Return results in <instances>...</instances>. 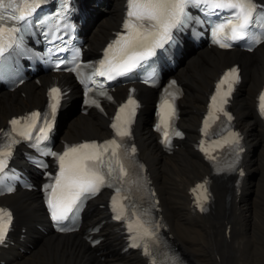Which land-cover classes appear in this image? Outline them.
Listing matches in <instances>:
<instances>
[{
  "label": "bare ground",
  "instance_id": "6f19581e",
  "mask_svg": "<svg viewBox=\"0 0 264 264\" xmlns=\"http://www.w3.org/2000/svg\"><path fill=\"white\" fill-rule=\"evenodd\" d=\"M123 3L124 0H102L96 7L84 27V37L92 45L100 46L117 26ZM234 62L241 64L244 74L234 111L240 128L248 137L250 148L245 164L254 175L247 179L241 193L234 194L227 202L226 181L217 185V208L214 215L204 218L194 212L189 191L197 178L209 172V167L199 156L194 143L208 94L221 70ZM179 66L176 73L185 89L180 119L187 134L183 147L173 156L163 153L155 136L145 126L146 116L136 133L158 186L171 230L197 264H264V128L255 111L256 95L264 80V45L252 54L237 49L225 53L204 46L188 48ZM50 79L51 75H46L41 84L26 82L23 87L25 97L20 89L13 93L1 91L0 126L6 124L13 114L42 104ZM75 89L68 100V110L60 116L58 136L61 134L60 138L77 141L84 137L108 135L107 117L95 110H90L87 115L74 114L79 106L78 100L75 101ZM148 95L152 99L154 92L148 91ZM251 194L255 195L254 205L249 202ZM9 200L16 210L18 225L27 230L25 233L18 231L17 246L4 255L6 264H146L137 253H120L124 235L113 225H105L102 229L104 242L92 249L79 233L65 236L45 234L34 227L35 224L45 225L38 192H17ZM105 200L104 195L96 200L98 205L89 217L90 224L106 218V208L101 206ZM229 225L231 234L227 237ZM30 243L32 250L28 246ZM22 249H30V253L22 252Z\"/></svg>",
  "mask_w": 264,
  "mask_h": 264
},
{
  "label": "snow or ice",
  "instance_id": "6c2138e0",
  "mask_svg": "<svg viewBox=\"0 0 264 264\" xmlns=\"http://www.w3.org/2000/svg\"><path fill=\"white\" fill-rule=\"evenodd\" d=\"M195 2V3H205L208 4L211 7L215 8H223V9H229L234 10L233 12V19L236 20V24L233 25L232 20L230 19L228 21V25L231 28V36L229 37L231 40H239L244 38L245 36V29L249 23V19L251 16V3L250 0L248 2H245V0H129V7L130 10L128 11L127 15L129 17V20L124 24V28L128 31V35L126 36H120L114 44H121L123 42V47L121 51L125 54H127L129 51L131 52L130 55L127 56V59L123 61V65L120 67V69L117 71V74H123V72L129 71L132 67L135 66V63L139 59H143L148 55H151V48H146L143 52H137L135 51V48L140 45L143 41H146L148 39V36L153 35L152 32L148 31V29L152 28H159V38L154 43H159L160 40H163L167 33L169 32L170 28L175 26L177 23H179L181 16L184 14V7L186 3ZM3 0H0V6H2ZM9 6L14 7V4L12 0H9ZM25 18L24 14L21 13L20 15H11L9 17H5L2 12H0V38L3 37V34L5 32V29L2 27L3 24L7 22V20H23ZM135 18L136 25L138 27H135V33H132L133 30V23L132 19ZM145 23H147V28H145ZM225 25L221 24L218 26L217 31H223ZM141 29H144V32L141 31ZM8 34H11L15 32V28H8L7 30ZM147 33V34H145ZM219 43V41H217ZM222 47H230V44L223 43L221 44ZM109 48H112V45L109 46ZM0 50H2V47H0ZM103 66V65H102ZM99 75L103 76L106 75L105 72L101 71L99 72ZM108 79H112V75H108ZM238 79V73L237 69L233 68L229 72L224 74V77L220 80L219 84L217 85V95H220V89L223 85L226 83L228 84V91L224 93V97L230 94L232 84L231 81H235ZM172 84H175V81L172 82ZM53 94L59 93V89L53 88L51 90ZM55 98V97H54ZM261 99V110L264 111V95L260 97ZM217 100V96L212 97V101L215 104ZM92 103H95V101H91ZM226 99L222 100V103H226ZM133 103V101L130 99L129 104ZM165 104H167V100H165ZM127 106V105H126ZM125 106V107H126ZM56 108V104H52V110L54 111ZM123 110V109H122ZM220 111L223 112V107L220 108ZM174 112V110H173ZM226 116L227 113H224ZM37 113H33L32 117L37 116ZM231 119V117H228ZM28 119V118H24ZM11 125H17L20 123L19 120L13 119L10 121ZM162 123H165L166 121L162 120ZM167 126V125H166ZM113 127L115 128L116 125L114 124ZM20 135H23V133H20ZM117 135L120 137L129 135L127 130H119L117 129ZM165 138H167L168 133L165 131L164 133ZM175 135L180 136L182 135L180 132H176ZM107 144H115V141H109L106 142ZM98 147H104V146H97L96 144H81L74 147H71L67 149L62 155L57 156L56 153H50L52 156H57V159L60 162V176L56 178L57 184H60V178L63 177L65 180V187L69 190L76 188L77 191L74 194L73 200L71 202H75L76 199H79L81 192H96L99 191V187L105 184L104 176L99 174V167L104 165V160L101 158L103 153L95 152L93 154H84L81 157H79L77 160L72 161L69 163L67 168L65 167V157L69 156L71 153H78L82 149H97ZM116 147H119V145H116ZM132 151H135L133 149ZM104 152H107V147H104ZM113 155H115V150H113ZM2 155H7V153H3ZM92 162V167H89L88 162ZM5 164V161L3 159H0V170L3 169ZM111 171V168L109 167V172ZM121 171L123 172V166L121 165ZM88 177V179H84V177ZM47 187V186H46ZM201 187V186H198ZM8 191H12L11 188L8 189ZM119 191V189H117ZM195 191V190H194ZM53 192H55V188H53ZM204 199L206 200L207 197L205 196ZM71 202L69 204L64 205L63 210L58 212L57 206L53 205V201L51 197L48 199V204L51 207V215L54 220L60 221L63 219L64 213L71 210ZM123 207V206H121ZM201 211H204L205 209L201 205ZM0 213H2L5 216L10 217V213L5 212V210L0 209ZM121 215H117L116 219H120ZM2 219V217H0ZM143 225H141L142 227ZM131 227V226H130ZM64 229H61L63 231ZM6 233V228L2 225H0V242H3L4 236ZM144 235L153 237L155 236V233L152 231H149L148 229H144ZM135 239V237L133 238ZM138 246V245H136ZM145 252H147V247H145Z\"/></svg>",
  "mask_w": 264,
  "mask_h": 264
},
{
  "label": "rangeland",
  "instance_id": "374dc122",
  "mask_svg": "<svg viewBox=\"0 0 264 264\" xmlns=\"http://www.w3.org/2000/svg\"><path fill=\"white\" fill-rule=\"evenodd\" d=\"M76 112H77V109L75 110L74 114H76ZM74 114H73V115H74ZM255 179H256V177L253 178V180H255ZM252 198H255V195H253V194L250 195V200H249L250 205H253V204H252Z\"/></svg>",
  "mask_w": 264,
  "mask_h": 264
}]
</instances>
